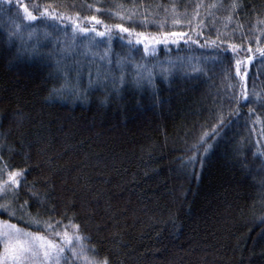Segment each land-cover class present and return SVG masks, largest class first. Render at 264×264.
<instances>
[{"label":"trees","instance_id":"1","mask_svg":"<svg viewBox=\"0 0 264 264\" xmlns=\"http://www.w3.org/2000/svg\"><path fill=\"white\" fill-rule=\"evenodd\" d=\"M25 12L49 35L28 42ZM162 20L189 46L137 70L50 36L131 46ZM0 212L74 232L65 264H264V0H2Z\"/></svg>","mask_w":264,"mask_h":264},{"label":"rangeland","instance_id":"2","mask_svg":"<svg viewBox=\"0 0 264 264\" xmlns=\"http://www.w3.org/2000/svg\"><path fill=\"white\" fill-rule=\"evenodd\" d=\"M1 1L2 0H0V2ZM23 16H25L23 17V19L26 22L25 24H27L26 26L25 25L23 26L27 32V35L25 34V36L28 42L35 40V38L39 35L42 36L45 33H48L49 28H47V32H44V34L43 32L39 33L40 29H39V26L36 25V22H35L36 20L31 21V22L28 21V18H27L28 13L25 12V15L23 13ZM174 19L176 18L174 17ZM160 22L161 24H155L157 26H161L158 28L160 29V32H158L156 29L155 32L142 33L137 36H132L129 38V41L130 40L132 41L131 46L126 42L124 43L120 39V35H113L112 43L114 42L115 39H117L120 41L118 42L119 47H127V49H125L127 51H121L120 53H118L119 51L117 52L112 51L111 48L113 47L112 45L114 44L111 43V34L107 31L105 32L106 35L98 36L97 33L100 31L94 28H87V30H89L87 35H85L84 33L80 31V29H86V28H79V29L72 28L71 30H64V29L61 30V28H58V29L53 28V29H50L53 31V33H51L50 36L54 38V42L57 44V46L59 47L61 46L60 48L62 49V52L65 54L66 52L71 53L72 51L78 50V52H80L82 55L88 56L92 52L99 51L101 56H97V58L99 57L103 58L100 61L104 62L106 61V59L109 58L110 61H113V63H117L115 61H117L120 58L122 59L121 55L125 54L130 60L129 63H131L132 68L134 70H137L139 67H142V66H145L146 68L150 67L152 63L148 61V59L155 58L156 54L159 55L160 53H162L161 57L164 60H161V62L165 60L170 61L168 59L170 55L169 53H172L170 51L176 50L177 52H180L178 47L188 45L186 43L187 37L183 30L181 29H179L178 31H175V29L171 31L165 30L162 27V25L170 29L171 25L168 26V24L170 23L165 22L163 20ZM176 22L177 21L175 20L173 23L176 24ZM185 25H187V23ZM15 28H18L17 25ZM24 28L23 30L25 32ZM192 31L193 29L189 30L186 33H192ZM173 34H176V35H173ZM180 42H182V44L184 45H182ZM180 53H184V52H180ZM111 54L113 55L111 56ZM135 58L136 59L139 58V61H135ZM109 66L111 65L109 64ZM9 225H13V224L0 221V264H13L11 257L6 255L5 253V249L9 245V241L5 236V234L9 232V227H8ZM15 228L17 227L15 226ZM19 230L21 231V233L31 234V236H41L40 234L23 231L21 229ZM58 235L60 237L57 243H54L50 239L44 237L46 241H51L53 244L56 245V250H50L52 251L51 259H45L43 255L44 250L40 249L39 247H36L34 251L37 254L33 256L31 253H29L25 257V264H65L66 262L70 261V258L77 260L80 257V256H77V254H80L81 252L80 251L81 250L80 249V239L77 237V235L72 231L60 232V234ZM20 239H25V237L22 235ZM37 244H39L38 241H37Z\"/></svg>","mask_w":264,"mask_h":264},{"label":"snow or ice","instance_id":"3","mask_svg":"<svg viewBox=\"0 0 264 264\" xmlns=\"http://www.w3.org/2000/svg\"><path fill=\"white\" fill-rule=\"evenodd\" d=\"M25 11L27 12V8H25ZM27 18L29 22L35 21L37 19V17L31 15V13H28ZM97 23H99V21H97ZM76 27L79 28V25L77 24ZM121 30L127 31V29H123V28ZM80 31L84 33L85 35H87L89 30L80 29ZM97 35L104 36L106 35V33L98 32ZM173 35H176V34H173ZM22 175L23 174L20 172L13 173L12 181L18 185L19 184L18 178ZM0 214H3V213L0 212ZM8 227H9V232L6 233L5 236L9 241V245L5 249V253L6 255L11 257L13 264H25V257L29 253H31L33 256L37 254L34 251L36 247H39L40 249L44 250L43 255L45 259H51L52 251L50 250H56V245L53 244L51 241H46L45 238L42 236H31V234L21 233V231L15 228L14 225H9ZM22 235L25 237V239H20ZM37 241L39 242V244H37Z\"/></svg>","mask_w":264,"mask_h":264}]
</instances>
